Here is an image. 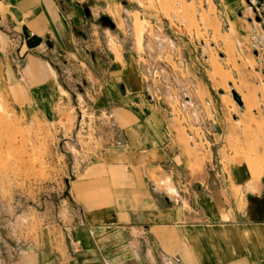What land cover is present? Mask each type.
<instances>
[{"label":"crops","instance_id":"0c3cea01","mask_svg":"<svg viewBox=\"0 0 264 264\" xmlns=\"http://www.w3.org/2000/svg\"><path fill=\"white\" fill-rule=\"evenodd\" d=\"M211 1L221 48L256 44L254 73L264 85V0ZM114 2L0 0V56L19 60L11 78L7 72L10 104L45 113L69 139L64 108L82 85L91 108L111 114L115 127L69 184L77 210L61 212L59 224L47 217L40 227L18 226L23 247L15 259L0 253V264H264V173L213 189L206 164L190 167L180 142L184 115L167 107V96L149 99L143 55L126 49L129 25L118 26ZM167 178L173 194L159 187Z\"/></svg>","mask_w":264,"mask_h":264},{"label":"rangeland","instance_id":"374dc122","mask_svg":"<svg viewBox=\"0 0 264 264\" xmlns=\"http://www.w3.org/2000/svg\"><path fill=\"white\" fill-rule=\"evenodd\" d=\"M111 14L120 28L129 25L126 49L143 55L139 65L147 94L159 91L154 98L161 103L159 96H167V107L180 115V104L185 96L190 98L180 121L185 125L180 142L189 153L190 167L198 170L206 164L213 189L262 175L264 85L254 73L256 44L246 52L240 49L242 43L238 47L225 44L222 49V22L203 0H116ZM120 49L119 45L114 48L117 55ZM225 55L233 57L225 59ZM18 61L0 56V253L6 260L17 258L23 247L14 235L18 226L40 227L47 217L59 224L61 212L77 210L69 197V184L95 162L94 151L103 149L104 134L115 128L106 113L91 108L92 101L84 95L88 88L82 85L72 91L71 105L64 108L69 139L60 138L59 125L47 123L45 113L13 107L5 83ZM154 69L158 70L155 76H146ZM233 91L241 97L242 106L234 100ZM164 181L162 185L158 180L160 189L173 194L172 181Z\"/></svg>","mask_w":264,"mask_h":264},{"label":"built area","instance_id":"2783aa9c","mask_svg":"<svg viewBox=\"0 0 264 264\" xmlns=\"http://www.w3.org/2000/svg\"><path fill=\"white\" fill-rule=\"evenodd\" d=\"M253 9V12L255 13V15H256V17H259L260 18V10L258 9V8H256V7H253L252 8ZM149 73H147L146 74V76L148 75V74H153L154 76H155V74H157L158 73V70H156V69H154L153 70V72H151V71H148ZM142 74V73H141ZM158 94H159V91H152V93L150 92L149 94H148V96H149V99L151 100V101H156L157 100V98H154L155 96H158ZM161 97L159 96V98L158 99H160ZM191 104V100H190V98L188 97V96H185V98H184V100H183V102L180 104V106H179V108H180V110L183 112L184 110H182V109H186L187 108V106L188 105H190ZM94 110V109H93ZM106 114H105V117L108 119V123H109V125H112L113 127H114V125H113V118H112V116H111V114H109V113H107V112H105ZM92 117H95L96 118V115H95V113L93 112V115H92ZM80 124H82V121H80Z\"/></svg>","mask_w":264,"mask_h":264},{"label":"water","instance_id":"95a60500","mask_svg":"<svg viewBox=\"0 0 264 264\" xmlns=\"http://www.w3.org/2000/svg\"><path fill=\"white\" fill-rule=\"evenodd\" d=\"M232 95H233L234 100L237 102V104L242 106L243 103H242L241 97L235 91L232 92Z\"/></svg>","mask_w":264,"mask_h":264}]
</instances>
